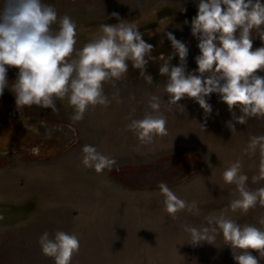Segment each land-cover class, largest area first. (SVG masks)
Instances as JSON below:
<instances>
[{"label":"rangeland","instance_id":"374dc122","mask_svg":"<svg viewBox=\"0 0 264 264\" xmlns=\"http://www.w3.org/2000/svg\"><path fill=\"white\" fill-rule=\"evenodd\" d=\"M44 2L55 7L58 16L67 14L76 22L77 49L100 35L102 24L119 22L111 17L113 12L135 24L154 46L155 59L146 66L154 80L147 83L129 62L124 79L104 82L111 103L89 106L82 120L73 121L67 98L56 101V111L36 105L19 109L11 91L19 69L8 68L9 87L0 95V264H54L38 243L46 231L50 236L65 231L78 237L80 248L71 264H236L222 234L211 243L192 244L184 225L205 227L239 198L236 185L225 183L222 175L237 160L248 176V188L264 187V181L252 182L259 151H244L251 136L264 135V117L236 123L216 93L206 97L212 106L207 116L192 98L178 102L185 110L169 105L167 77L158 74L160 57L167 59L172 52L166 32L187 44V70L197 68L198 40L191 35V19L198 0ZM252 38L253 50L264 46L255 30ZM172 64H179L178 56ZM152 95L161 97L166 134L144 144L127 126L150 111ZM240 114L236 109L235 115ZM84 145L114 158L115 165L102 172L83 166ZM161 182L179 198L195 200L198 213L184 210L175 218L168 214L158 188ZM226 215L241 225L264 229L258 223L264 216L262 206L247 213L229 209Z\"/></svg>","mask_w":264,"mask_h":264},{"label":"clouds","instance_id":"9594fccd","mask_svg":"<svg viewBox=\"0 0 264 264\" xmlns=\"http://www.w3.org/2000/svg\"><path fill=\"white\" fill-rule=\"evenodd\" d=\"M111 17L119 22L102 24L101 34L77 49V24L69 15L58 16L55 7L44 0H0V95L9 87L8 68L15 67L19 71L11 91L19 109L36 105L56 111V101L67 98L73 108L71 119L80 121L89 106L107 107L111 103L104 93V82L124 79L129 62L152 84L154 78L147 74L146 66L155 59L151 55L154 46L142 38L143 33L135 24L126 23L115 12ZM53 25H57L55 30ZM253 30L256 38L264 42L262 0H198L197 14L191 19V35L198 40L199 49L194 71L187 70V44L171 32L164 33L172 52L167 59L160 57L163 63L158 74L167 77L164 84L167 103L185 110L178 102L192 98L207 116L212 106L206 97L216 93L233 113L236 123L246 125L249 118L264 117V76L258 74L264 72V46L253 50ZM174 56L179 57L178 65L172 64ZM117 97L115 93L114 98ZM161 102L160 96H150V111L141 119H132L127 126L135 131L141 143H151L157 134H166ZM236 109L241 113L239 116L235 115ZM228 127L235 130L232 122ZM244 151L252 154L259 151L258 172L252 182L264 181V135L251 136ZM82 153L83 166L97 172L111 169L116 163L91 145H84ZM241 169L237 160L222 174L225 183L236 185L239 198L230 201L207 226L184 225V231L189 233L192 244L211 243L222 234L236 264H259L264 259V229L241 225L226 215L229 209L247 213L257 205L264 207V187L249 189L248 176ZM158 188L164 197L165 211L173 218L184 210L198 213L195 200L189 203L179 198L164 182ZM258 223L264 225V216ZM38 243L54 264H71L80 248L78 237L65 231H56L51 236L46 231Z\"/></svg>","mask_w":264,"mask_h":264},{"label":"trees","instance_id":"16d2710c","mask_svg":"<svg viewBox=\"0 0 264 264\" xmlns=\"http://www.w3.org/2000/svg\"><path fill=\"white\" fill-rule=\"evenodd\" d=\"M37 134H40V133L37 132ZM34 135H36V134H34ZM34 135H33V136H34Z\"/></svg>","mask_w":264,"mask_h":264}]
</instances>
